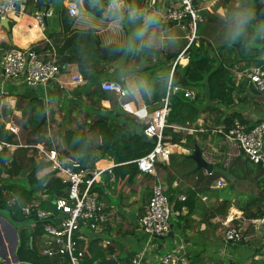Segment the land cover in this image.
Wrapping results in <instances>:
<instances>
[{
    "label": "crops",
    "instance_id": "1",
    "mask_svg": "<svg viewBox=\"0 0 264 264\" xmlns=\"http://www.w3.org/2000/svg\"><path fill=\"white\" fill-rule=\"evenodd\" d=\"M206 1L203 0L202 5ZM81 2L83 7L88 10L85 6L87 0H81ZM224 2L229 4L230 0H224ZM67 3V0H22L19 14L9 16L8 26L0 24V60L1 54L11 47L29 46H38L36 50L42 56L54 55L55 58V45L59 46L66 35L74 34L75 40L82 41L84 36L79 32L85 33L87 30L93 31L94 29L76 26L77 16L81 13L71 15ZM128 3L144 10L146 7V0H128ZM63 5L66 6L68 15L73 18L67 27L60 17L59 9ZM250 7L254 8L252 5ZM41 10L50 12L46 16L43 27L36 24L34 16L36 11ZM150 11L149 8L148 12ZM96 16L99 15L96 14ZM173 23L182 27L185 26L181 22ZM159 24L165 26L169 22L159 20ZM95 33L103 41L102 31L97 29ZM187 34L188 32L183 33L182 36H175V41L170 43L153 40L150 48L127 54L124 50V43L116 40L105 41L106 43H120L123 51L105 63L108 68L106 72L97 74L89 81L83 78L74 62H67L61 68L56 79L46 86L31 87L21 81H6L0 76V102L10 104L6 110L12 115H19L20 117L21 112L16 101L17 99L21 101V98L42 99L44 104L52 110L49 113V118L53 124L52 127L49 126V131H52L54 135L52 144L54 147L64 152L66 144L63 133L60 134L59 130L64 132L65 129L73 128L76 125L81 126L80 129L75 130L87 138L88 144L89 139L91 140L90 146L94 151L90 158L84 157L83 154L74 155L66 151L70 153L67 155L64 152L67 156L79 159L87 168H103L93 190L100 203L103 204L107 218L96 229L82 228L80 231L82 238L78 240V243L80 248L84 249V261L86 263L98 264L107 257H114L116 259L114 264H128L132 257L139 255L141 264H164L161 262L164 257H170V264H264V226H257L252 222L256 217L248 216L264 214V183L259 184L258 181L251 180L245 173L244 159L246 156L241 152L236 141L216 130L218 127H224V125L215 123L218 120L214 118V114L202 112L196 121L197 128H195V124H192L191 127L175 126L176 129L192 134L196 138V142L192 146L183 145L180 142H168L170 149L168 159L156 162V174L165 193L172 198L170 202L174 205L175 201L187 200L189 204H182L178 207L180 213L172 219L170 231L166 237L149 236L140 228L139 218L148 203L155 178L139 169L134 175L129 176L128 173L124 174L122 167L134 161L132 156H137L140 151L148 149L146 146H142L141 139L153 142L151 138L142 135L145 122L142 118H147L149 112L158 105L161 97L165 94L173 59V57L169 58V55L176 51L180 53L186 47ZM164 37V35L161 36L163 39ZM212 42L215 44L219 41L214 42L212 40ZM259 44L264 45V42ZM254 51L258 53L259 58L263 59L264 48L262 51ZM235 52L238 51L234 49L230 53L227 51L224 53L228 54L231 60L234 58L241 59ZM186 54L188 55L187 51ZM159 60H162V63L166 65L165 88L162 87L163 81L159 77L162 73L160 71L159 76L156 77V82L149 84L150 88L147 92L141 90L134 95L128 93L120 95L110 91L111 96L109 98H103L100 102L94 103H91L92 101L85 96V93H81V102L78 106L69 108L67 112L62 108V106L73 102L80 88L87 84H97L101 87L103 80H115L119 81L126 89L127 80L143 77L137 74L139 68ZM234 63L231 70L235 80L238 81L241 77H245L242 73L247 67H241L245 64L244 60ZM78 75L82 76L81 81L74 80ZM155 84H158L157 88ZM178 86L182 89L193 90L195 97L197 93L199 96L202 94L201 87ZM83 103L92 105L91 112H88L85 107H80ZM3 108L5 109L0 105V112ZM220 108L223 116L233 111L239 112L246 119L244 122H256V120L262 119L264 115V103L261 95L248 98L247 102H236L228 107L221 105ZM105 114L108 115V120H111L110 124H108V120L102 118V115ZM71 116L75 117L74 121L70 120ZM94 120H101V122H97L95 127H92L91 124ZM60 121L65 122L62 128L59 126ZM2 122L5 123L6 121ZM16 126L18 127V124ZM107 129H110L114 134L117 133L118 137L112 135L105 138L104 134ZM121 130L126 134L132 133L140 136V139L134 136L129 149L134 143L135 146H132L130 150H119V153L115 155L113 150L107 148V144L112 143L115 139L120 141ZM55 136L59 138V142L55 140ZM182 141L184 143V140ZM102 144H106L103 151L98 149V146ZM195 145L199 147L202 157L212 164L210 171L205 168L195 169L196 162L190 157ZM99 156L100 158L95 160ZM82 157L87 158L86 163L81 161ZM218 162H220L221 167L216 164ZM44 174L40 173L38 177ZM51 174L55 176L53 173ZM227 185L230 187L224 191L223 188ZM3 188L6 192H2ZM1 192H10L12 197L19 198V203L27 202L22 201L20 196L18 197L6 186L1 188ZM58 193L61 194V191ZM44 197L46 194L39 190L35 193L34 199L40 198L41 200ZM247 200L250 202L245 207ZM52 206L54 207V205ZM232 209L236 212H232ZM53 211L55 213L56 209ZM225 219H228L230 224L240 226L243 237L238 243L225 242L223 237ZM28 225V227H33L34 222H30ZM12 226L14 225L0 215V264H26L28 262L37 264L36 261L18 259L15 253L18 236L15 240V230ZM14 228L16 227L14 226ZM42 239L43 226L42 233L36 239L39 254H41ZM228 246L231 247L227 249ZM180 257H185L186 262L181 263L178 260ZM42 262L65 264L66 259L59 254L44 255Z\"/></svg>",
    "mask_w": 264,
    "mask_h": 264
},
{
    "label": "trees",
    "instance_id": "2",
    "mask_svg": "<svg viewBox=\"0 0 264 264\" xmlns=\"http://www.w3.org/2000/svg\"><path fill=\"white\" fill-rule=\"evenodd\" d=\"M227 1V0H225ZM240 4L251 5L250 0H239ZM93 0H87L85 6L88 10L94 14L100 13L101 9L92 7ZM231 10H236L237 5L231 3ZM59 11L61 20L64 22L65 26L69 25L73 18L68 15V11L65 5H63ZM231 11V12H232ZM201 14L205 17H212L205 8H202ZM256 17L258 20H264V2L257 7ZM214 20V18H210ZM64 27V30H66ZM204 29L203 21L199 22L197 30H199V36L196 42H192L187 49L188 61L185 65L178 64L173 71L174 84L181 85L182 87H201V96L196 95L194 99L186 97L184 93L180 90L171 92L169 95V112L166 117L167 126L163 128L166 142H180L183 145L192 146L196 142V138L192 136L187 131H182L181 129H176L175 126H185L191 127L195 124V128L198 127L196 124L197 119L200 117L202 112L207 114H214L216 118V124H223L224 129H228L230 124H232L234 119H239L240 121H245L243 115L239 112L233 111L229 114L222 115L220 106L225 107L231 106L236 102L242 101L247 102L248 98H254L255 96H260V93L255 89L251 83L248 82L246 77H241L238 81L235 80L234 74L231 68L234 66V62H239L244 60L245 64L242 68H246L252 64H262L263 59L258 57V53L254 50L262 51L264 45L254 44L251 46H245L243 44H235L229 47L224 40L221 42L213 43L206 35L200 34V31ZM65 33V32H64ZM84 36V39L80 42L75 40L74 34H69L64 37V40L59 46L55 45V60L63 67L67 62H74L77 64L78 70L80 71L83 78L87 81L91 80L97 74L104 73L108 70L107 61L112 60L115 56L122 53L123 47L120 43L109 42L102 43L99 35L93 31L87 30L85 33L79 32ZM58 44V43H57ZM35 49L38 46H33ZM239 47V48H236ZM237 50L235 52L237 56L241 59L234 58L231 60L229 55L224 52H231L232 50ZM177 55V51L169 55V58H174ZM239 67L240 69H242ZM183 79V81H180ZM158 87V86H157ZM156 87V88H157ZM165 88L164 86H162ZM160 89V88H159ZM81 93H85L87 98H90L94 102H100L101 99H106L111 96V92L102 89L100 86L87 84L80 88L79 93L76 95V99L62 106L67 112L69 108L78 106L81 102ZM155 101V100H153ZM19 104V105H17ZM16 105L20 110V120L21 126L18 125L19 129L14 131L7 128L3 124H0V137L11 140L19 145L12 153V159L9 161L12 164L11 167L6 170L10 172V176L6 179H0L1 181H7L6 184L1 182L0 184V214L4 216L10 223H12L17 229L18 243L16 247V255L19 260L36 261L38 264H46L49 262H42L44 259L43 254H39L36 239L42 233L41 221L36 217V215L30 214L25 215L22 213L19 198L14 203L7 202V198L12 194L2 193L1 188L6 186L18 197H21L22 201H31L35 198V193L40 190L44 192L46 197L40 200L41 207L55 209L52 206V199L56 197L58 192L64 193L65 184L60 181L56 176L50 173L44 174L41 177L37 176V173L47 168L48 161L41 158L38 148L35 146L36 143L41 142L45 147H53V138L49 135V126L52 127V120L50 117L51 109L48 105L44 104L42 99H23L21 101L17 99ZM88 105V106H87ZM80 107H85L88 112H91L92 105L83 103ZM203 107L204 109H202ZM45 115L43 123L39 124L41 118ZM49 120L47 121V119ZM75 117H70L72 121ZM94 118V116H93ZM104 120H108L107 114L102 115ZM74 121V120H73ZM256 120V122H259ZM97 122L94 120L91 124L95 127ZM63 123H59L60 128H62ZM111 120H108V124ZM86 125L85 123H82ZM21 127L23 129H29L31 134H35L32 142H22L20 139ZM81 126L76 125L75 127H69L65 129L63 133V139L66 144L64 152L69 151L71 154L79 155L83 154L84 157L90 158L94 149L90 146L91 140L89 139V144L87 138L75 129H80ZM52 132V131H51ZM119 134L120 141L115 139L112 143L107 144V148L113 150L114 154L117 155L119 150L129 149L131 145V140L134 139L132 133L126 134L121 130ZM117 134V133H116ZM111 132L110 129L105 131V138L114 136L118 137ZM137 134V133H134ZM223 135V134H222ZM223 137V136H222ZM20 139V140H19ZM140 139V136H137ZM142 140V146H146L148 149L146 151H140L139 155L132 156L135 159L146 152H148L152 146L153 142ZM184 140V143H182ZM135 146V143L132 145ZM130 147V149L132 148ZM150 146V147H149ZM85 148V149H83ZM106 148V144L98 146V149L103 151ZM129 149V150H130ZM242 152V151H241ZM7 155H2L0 157V162L4 163L5 157ZM82 157L81 161L86 163V159ZM100 158L97 157L95 160ZM221 167L220 162L216 163ZM244 170L245 173L251 178V180L258 181V183H264V171L261 166L257 163L250 161L247 157L244 159ZM124 174L129 176L134 175L138 171L137 164L132 161L123 165ZM116 169V168H114ZM1 172V171H0ZM98 181V180H97ZM32 184H37L36 187H32ZM94 189V186H93ZM170 200L172 198L168 196ZM46 198V199H45ZM250 200L246 201V206L249 205ZM182 204H189L187 200L183 202L175 201L174 206L180 207ZM244 207V208H245ZM232 212H236L234 209ZM262 214H251L250 217H258ZM34 222L33 227H28V223Z\"/></svg>",
    "mask_w": 264,
    "mask_h": 264
},
{
    "label": "built area",
    "instance_id": "3",
    "mask_svg": "<svg viewBox=\"0 0 264 264\" xmlns=\"http://www.w3.org/2000/svg\"><path fill=\"white\" fill-rule=\"evenodd\" d=\"M21 1L0 0V21L3 17H9L11 14H19ZM202 1L146 0L145 10L148 11L150 8V13L155 14L160 21L181 22L188 27L187 45L173 58L169 76L173 75V70L178 64L187 63V48L198 39L197 27L199 22L203 21ZM67 8L71 15L76 14L77 8L74 3L68 2ZM49 14L48 10L36 11L34 15L36 24L43 27L46 16ZM99 16L110 19L104 10L100 11ZM61 68L54 55L44 57L32 46L11 47L1 54L0 76L6 80H19L31 87L50 84L56 79ZM242 75L247 77L254 88L258 90L264 103V63L250 65L244 69ZM74 80L81 81L82 76L78 75ZM101 87L120 95L127 93L121 83L115 80H103ZM178 90H182L186 97L195 98V93L191 89H182L174 83L171 86L168 85L165 94L161 97L158 105L149 112L143 125V132L153 140V146L145 154L133 159L141 172L151 174L152 178H155L150 198L139 218L140 228L149 236L166 237L169 234L172 219L180 213V210L170 202L156 174V162L167 160L169 157L170 149L168 142L165 141L163 128L168 125L166 117L170 109L169 95ZM6 127L14 131L19 129L15 123H8ZM216 130L236 141L243 154L250 161L259 164L264 171V115L259 122L251 123L234 119L228 129L218 127ZM19 145L21 144L0 137V156L9 152L13 153ZM35 146L38 148L41 158L48 161L49 172L60 178L65 184L64 193L56 195L51 201L56 209L55 213L52 209L41 207L40 198L19 203L23 214L34 213L41 221L43 226L41 254L48 256L59 254L66 259L65 264H95L84 261L85 252L80 248L78 240L82 238L80 233L82 228L96 229L107 218L104 206L93 190L103 168H87L79 159L67 156L66 153L54 146L48 148L41 142ZM108 170L110 171V168ZM2 192H6V190L3 188ZM17 200L15 196L7 198L9 203H14ZM252 222L257 226H264V214L254 218ZM223 224L225 242L235 244L242 240V230L238 224H230L228 219H225ZM178 260L181 263L186 262L185 257H180ZM169 261L170 257L161 259L164 264H170ZM26 264L35 263L28 262ZM128 264H141V257L139 255L132 257Z\"/></svg>",
    "mask_w": 264,
    "mask_h": 264
},
{
    "label": "rangeland",
    "instance_id": "4",
    "mask_svg": "<svg viewBox=\"0 0 264 264\" xmlns=\"http://www.w3.org/2000/svg\"><path fill=\"white\" fill-rule=\"evenodd\" d=\"M263 1L264 0H252L251 1V5L254 7L253 9L255 13H256V6L260 5ZM233 2L234 0H230V3L226 4L224 0H207L203 4L204 8L205 10L208 11V13L212 15L214 20L212 21L210 20V18L212 17H207L205 19V17L202 14L204 29L200 31V34L206 35L209 39L213 40L214 42L222 41L223 40V25H222L221 17H223L225 14L230 13L232 11L231 3ZM234 3L238 5L240 4V1L237 0ZM75 24L76 26L80 28L87 27L89 29V27H92V29H94L93 31L95 32L97 29H99L100 31H102V36H103V41H101L102 43H106L105 41H108V40H116V41L124 43L125 48L129 41L130 35L132 31L134 30L133 26L131 24H128L127 22L120 25L118 30L114 29L113 22L111 21V19H105L103 17L96 16V14H83V13L78 14ZM150 31L152 34L155 35L156 37L155 40H162V41L170 43V42L175 41L174 40V38H176L175 36H182L183 33L188 32V27L186 25L182 27L176 23L169 22V24L165 26L158 24V26L153 27ZM197 34L199 35V30H197ZM163 35L165 36L164 39L161 38V36ZM125 53L127 54L128 52L125 51ZM162 62H163L162 60H159L156 63H147V66L141 67L137 70V74L143 76V78L148 79L149 84L150 83L153 84L156 82V77L159 76L158 74L161 71L162 73L159 77H161L160 79H162L163 86L165 87L166 86V65L165 63H162ZM6 81H12V80L7 79ZM14 81H19V80H14ZM155 86L157 87L158 84H155ZM0 105L5 107V109L3 108V110L0 112V124H3L2 121H6L4 123L5 127H6V124H8L7 122H14L18 124L19 126H21V120H20L19 115H15V114L12 115L6 110L10 104H6L5 102H0ZM142 120H146V118H142ZM49 135H50V138L51 136H53V139H54V135L51 131H49ZM34 137H35V134H31L29 132V129H23L21 127L20 139L22 142H27V143L32 142V139ZM55 140L59 142V138L56 136H55ZM11 159H12V153L9 152L7 156L5 157V160H4L5 162L4 163L0 162V171H1L0 179H6L7 177L10 176V172L6 170V164H7V168L11 167L12 164L9 163ZM39 172L45 173V174L46 172L50 173L48 168L47 169L44 168L40 170ZM39 172L37 173V176L40 175ZM1 182L3 184L7 183V181L0 180V184ZM36 185L37 184L35 185L32 184L31 186L36 187ZM229 187L230 186L227 185L223 188V190L225 191ZM229 247L231 246H228L227 249H229Z\"/></svg>",
    "mask_w": 264,
    "mask_h": 264
},
{
    "label": "clouds",
    "instance_id": "5",
    "mask_svg": "<svg viewBox=\"0 0 264 264\" xmlns=\"http://www.w3.org/2000/svg\"><path fill=\"white\" fill-rule=\"evenodd\" d=\"M91 6L104 10L113 22L114 29L118 30L125 22L133 26L134 30L124 49L126 52L135 53L152 46L156 37L150 30L159 24V18L155 14L128 3V0H106V4L105 0H93ZM221 20L223 40L229 47L235 44L251 46L264 42V20H258L254 9L247 4H238L236 10L225 14ZM173 82L174 76L170 75L168 85L171 86ZM126 84L125 91L133 95L141 90L147 92L150 88L148 79L143 77L129 79Z\"/></svg>",
    "mask_w": 264,
    "mask_h": 264
},
{
    "label": "water",
    "instance_id": "6",
    "mask_svg": "<svg viewBox=\"0 0 264 264\" xmlns=\"http://www.w3.org/2000/svg\"><path fill=\"white\" fill-rule=\"evenodd\" d=\"M68 2H72L75 4L76 8H77V12L76 13H87V14H92L90 11L86 10L83 5H82V2L81 0H67ZM8 20H9V17H3L1 19V23L5 26H8ZM180 80V79H179ZM180 81H183V79H181ZM44 120V116L41 118L39 124H41ZM142 135L144 137H146L145 133L143 132ZM150 139V138H149ZM152 141V139H151ZM67 155H70L69 152H66ZM190 157L193 158L196 162V167L195 169L197 168H205L207 171H210L211 168H212V164L209 163L208 161H206L203 157H202V154H201V151L199 149V147L197 145H195L193 151L191 152L190 154ZM60 194V193H58ZM12 224V223H11ZM13 229L15 230V240H16V236H18L16 234V228H14V226H12ZM116 262V259L114 257H107L103 260H101L98 264H114Z\"/></svg>",
    "mask_w": 264,
    "mask_h": 264
},
{
    "label": "bare ground",
    "instance_id": "7",
    "mask_svg": "<svg viewBox=\"0 0 264 264\" xmlns=\"http://www.w3.org/2000/svg\"><path fill=\"white\" fill-rule=\"evenodd\" d=\"M182 61H185V60H182Z\"/></svg>",
    "mask_w": 264,
    "mask_h": 264
}]
</instances>
